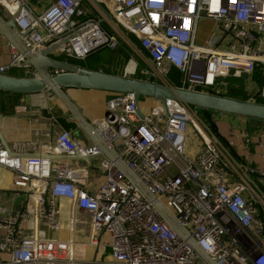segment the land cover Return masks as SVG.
<instances>
[{
    "label": "built area",
    "instance_id": "1",
    "mask_svg": "<svg viewBox=\"0 0 264 264\" xmlns=\"http://www.w3.org/2000/svg\"><path fill=\"white\" fill-rule=\"evenodd\" d=\"M84 1L54 0L38 14L29 0H0V10L15 20L32 54L57 46L59 56L85 61L124 45L133 55L132 74L140 71L160 85H169L177 69L182 89L208 93L221 79L252 77L261 67L262 85L248 101L264 102V0H95L89 2L103 4L105 12L93 17ZM204 19L214 22L217 35L199 45ZM10 50L0 75L22 70L23 78L37 77L25 57L12 45ZM153 101L141 118L133 94H113L94 125L217 264H264V192L248 177L257 171L237 163L199 109ZM189 130L199 141L192 155ZM242 138L249 149L250 136ZM42 149L43 155L24 158L0 141V168L12 173L14 196L26 198L17 212L0 206V255L9 257L0 264H204L116 161L101 156L95 170L85 162L51 159L95 158L102 155L97 146L62 130ZM260 177L264 182V173ZM63 201L71 208L67 238ZM79 213L90 222L85 240L75 234Z\"/></svg>",
    "mask_w": 264,
    "mask_h": 264
},
{
    "label": "crops",
    "instance_id": "2",
    "mask_svg": "<svg viewBox=\"0 0 264 264\" xmlns=\"http://www.w3.org/2000/svg\"><path fill=\"white\" fill-rule=\"evenodd\" d=\"M35 1V4L39 5L38 10L43 12L54 0ZM89 1L95 0L84 1V6L87 11H90V16H100L99 12L104 14L105 6L103 4L90 3ZM36 12L39 13L38 11ZM105 27L108 30L111 28L110 25L106 24ZM215 35H217V30L214 22L204 19L199 24L196 42L199 45H204L209 38ZM10 45V42L0 33V67L6 65L10 61ZM224 48L226 47L224 46ZM140 52L144 57H147L145 50L140 49ZM53 56L56 58L59 57L56 53H54ZM132 57L133 55H131V59ZM130 61L124 66V68H114V70L121 73L122 76L135 78L137 73L135 75L132 74V69H130L132 63H130ZM139 63H141L139 64V68H143L144 63ZM30 71L34 72L32 68H30ZM257 74L258 79L256 77ZM262 75V68L257 67V70L252 77L244 76L242 78L229 77L221 79L215 91L217 93L227 91L230 87V83L226 80L236 79L235 81L237 82L234 83V86L242 88L243 91L248 94L250 99L253 94L259 92L262 85ZM10 76L23 78L24 71L13 70L12 73H10ZM67 93L68 96L80 106L84 116L93 124L95 121L102 120L105 117L107 103L113 97V94L109 92L82 89H69ZM16 101L17 104L14 108L15 112L13 114L7 115L3 113L5 117L1 122V131L13 154L20 155L24 158L39 157L40 155H43V146L52 144L56 139V136L63 130L58 124V120L66 119L67 122H69V114L62 104L47 91L32 95H23L17 98ZM154 104L155 102L153 99L144 98L141 110L148 111L154 106ZM11 110H13L12 107ZM54 120L53 134L52 126ZM212 120L213 123L218 126L220 134L227 138L228 142L234 149L236 156L238 157V159L235 158L237 163L245 166L248 170L257 171L255 174H249L248 177L255 187L258 186V188L264 192V182H261L262 177H260L261 174L264 173V122L259 120H251L248 122L244 118L218 112H212ZM37 133L39 134L37 135ZM71 133L76 141H81L85 144H92L91 142H88L78 130ZM244 134H248L251 138L249 149L245 147V140L242 138V135ZM189 151L191 155L196 153V149L193 148ZM91 164L96 170L98 168L99 159H93ZM12 184V173L0 168V206L3 207L5 212L10 211L13 213L18 209L16 208L18 197L13 194ZM61 208V223L66 228L64 229L62 236L67 238V229L69 228L68 219L71 212L70 204L63 201L61 203ZM8 258L7 255H0V262L7 261Z\"/></svg>",
    "mask_w": 264,
    "mask_h": 264
},
{
    "label": "water",
    "instance_id": "3",
    "mask_svg": "<svg viewBox=\"0 0 264 264\" xmlns=\"http://www.w3.org/2000/svg\"><path fill=\"white\" fill-rule=\"evenodd\" d=\"M0 33L14 46L19 53L25 57V65L32 68L37 77L20 78L9 75H0V91L13 95H32L43 92H50L69 114V123L76 124L77 130L83 137L97 146L102 155L98 157L83 158L79 154L72 157L58 156L51 157L61 161H80L91 164L93 159L101 156L116 161L125 175L137 186L142 194L154 204L159 213L166 219L170 226L185 240L194 250L199 260L204 264H217L196 243L188 230L179 224L174 214L165 207L156 196L153 195L146 184L136 173L128 168L124 161L118 159L115 150L110 147L107 140L98 132L95 125L89 121L80 106L69 96V89H82L92 91L109 92L112 94L123 93L133 94L138 109V115L143 118L144 114L140 108L144 98L157 99L162 101H176L199 110L223 113L235 117H241L248 122L259 120L264 122V104L253 103L232 99L220 95L201 93L182 88H175L169 85H160L151 80H139L126 76L109 74L103 71H90L82 69L72 63L61 61L53 56L58 49L57 46L43 50L38 54H32L25 46L18 34V28L14 19H6L0 10ZM4 114L0 112V141L4 147L10 150L9 145L1 131V122ZM54 122L52 133L54 134Z\"/></svg>",
    "mask_w": 264,
    "mask_h": 264
},
{
    "label": "trees",
    "instance_id": "4",
    "mask_svg": "<svg viewBox=\"0 0 264 264\" xmlns=\"http://www.w3.org/2000/svg\"><path fill=\"white\" fill-rule=\"evenodd\" d=\"M130 41L135 44L138 48L139 46V41L138 39L133 35H129ZM141 49V48H140ZM143 50V49H142ZM57 59L61 61H66L69 63H72L82 69H88L90 71H103L109 74H114V75H120L122 76L121 73H118V71H115L114 68L121 69L124 68L126 64L131 59V53L129 49L126 46H122L118 48L117 50H110V49H102L90 57H88L85 61H79L75 59L68 58L64 55L59 56ZM260 75V74H259ZM15 76V75H14ZM258 79V74L256 75ZM134 79H139V80H144L145 77L141 74L140 71L137 72V75ZM182 79H183V74L177 70V69H172V71L169 74L168 77V83L170 86L175 87V88H181L182 87ZM236 79H227L226 81L230 83V87L227 89L225 92L221 93H216V91L213 90H208V93L210 94H215V95H220L232 99H237V100H243V101H248L249 97L248 94L243 91L242 88H237L235 87L234 83ZM22 95H13L9 94L6 92H1L0 91V112L8 114L12 109L15 108L17 101L16 99L19 98ZM260 103L264 104L263 101H260ZM199 116L201 117L202 121L204 123H208L209 128L211 132L221 141V143L232 153L234 158L238 159L236 156V153L230 143L228 142L227 138L224 137L220 132L218 131V126L213 123L212 120V111H207V110H199ZM58 124L61 126V128L65 131L68 132H73L77 130L76 124L69 123L67 122L66 119H59Z\"/></svg>",
    "mask_w": 264,
    "mask_h": 264
},
{
    "label": "rangeland",
    "instance_id": "5",
    "mask_svg": "<svg viewBox=\"0 0 264 264\" xmlns=\"http://www.w3.org/2000/svg\"><path fill=\"white\" fill-rule=\"evenodd\" d=\"M35 3H36L35 0H29V4L35 10V12L38 11L39 13H41L42 11L38 10L39 9V5L35 4ZM5 17L7 18V16H5ZM135 62H138V61H135ZM14 112H15V109L11 110L7 115L13 114ZM205 124L207 126L209 125L208 123H205ZM198 143H199V141L196 138L195 134L191 130H189L188 138H187V148L189 150L192 149V148L196 149L198 147ZM17 199H18V202L16 204V208H18V209L15 212L20 211L21 208L23 207L24 203H25V197L23 195L18 197ZM89 228H90L89 219L85 215L79 213L78 214V224H77L76 232H75L76 237L78 239H80V240H85L88 237V235H89ZM64 229H66V228L64 227ZM110 254H111V252L109 250L108 251V255H110Z\"/></svg>",
    "mask_w": 264,
    "mask_h": 264
},
{
    "label": "bare ground",
    "instance_id": "6",
    "mask_svg": "<svg viewBox=\"0 0 264 264\" xmlns=\"http://www.w3.org/2000/svg\"><path fill=\"white\" fill-rule=\"evenodd\" d=\"M130 67H132V64H131V66Z\"/></svg>",
    "mask_w": 264,
    "mask_h": 264
}]
</instances>
